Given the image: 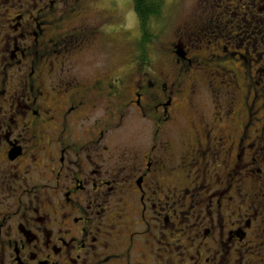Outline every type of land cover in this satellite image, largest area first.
I'll return each mask as SVG.
<instances>
[{
    "label": "flooded vegetation",
    "instance_id": "flooded-vegetation-1",
    "mask_svg": "<svg viewBox=\"0 0 264 264\" xmlns=\"http://www.w3.org/2000/svg\"><path fill=\"white\" fill-rule=\"evenodd\" d=\"M209 2L179 26L185 43L165 45L157 74L143 66L127 86L120 71H89L108 30L90 20V0H0V264H264V178L252 174L263 171L252 152L264 153V128L248 132L264 101V0ZM160 14L137 16L138 28ZM205 39L208 50L193 53ZM85 53L86 67L69 72ZM201 59L229 77L210 79L227 101L241 74L245 125L216 124L236 104L175 105L181 92L194 100L189 67ZM129 107L151 136L143 147L120 141L115 174L106 130L111 108L123 117ZM117 184L124 198L113 201Z\"/></svg>",
    "mask_w": 264,
    "mask_h": 264
},
{
    "label": "rangeland",
    "instance_id": "rangeland-1",
    "mask_svg": "<svg viewBox=\"0 0 264 264\" xmlns=\"http://www.w3.org/2000/svg\"><path fill=\"white\" fill-rule=\"evenodd\" d=\"M30 1V0H29ZM91 4L93 6L99 7V9L94 8L90 14V20L92 22L95 21H101L102 27L101 29H108L106 34H103L102 39V45L100 41V45L92 51V57L93 63L88 66L93 74L95 72L92 71V68H98L101 69L103 73L112 72L117 73L120 71V76L125 80L126 85L128 86L131 82L132 74H138L139 72L144 69L143 66H149V72L152 74H157L159 71L158 66L161 65V63L165 60L166 56L168 55L165 50V45L170 46V44L178 45L179 42L185 43L186 38L182 36H178L179 32L182 29H187L186 27H179L184 21H189L191 23H194L196 20V14L194 12V8L197 6L200 10V14H203L205 12V9L203 6L204 0H159L161 3V14L159 16L158 21L160 23H157L155 26H152L142 34L141 28L139 29L136 23V16L133 12V5L132 0H90ZM6 4H9L8 2ZM210 5H214L213 0H210ZM223 4H221L222 6ZM100 6L104 9V12L101 13ZM212 7V6H211ZM215 9L219 10L220 7H215ZM64 6H58L59 10H62ZM101 8V9H102ZM219 8V9H218ZM16 9H10L9 13H15ZM120 12L122 15V18L124 20L123 27L118 28V26L121 24L122 18L120 16H117V13ZM166 12H172V18L167 15ZM34 14V11H33ZM166 15H167V21H166ZM216 15V10H211L209 16L214 17ZM90 21H88L87 25L92 26ZM106 24V25H105ZM100 29V31H101ZM140 31V40L138 38ZM189 37H193V35H190V32L187 33ZM203 48L199 50H192L193 53L195 52H202L206 51V39L203 41ZM84 50V49H83ZM217 54V53H216ZM215 54V55H216ZM208 56L209 53H204L203 56ZM213 55V56H215ZM85 57V58H83ZM81 58L82 62L79 65H77L75 62H71L69 72L72 74H77V68L86 67V60L87 54L85 53ZM137 59V63H134L132 59ZM216 62V59H212L209 61H204L201 59L200 62H195L192 60V64L189 67L190 75L191 72L194 71L195 76L197 77L196 81L199 84V87L196 91L194 100H192L191 97L185 95V92H181L180 95L175 100V105L177 107H181L180 110H184L183 107H189V105H193L195 110L201 109L204 105L209 106L211 103H216L217 105H232L236 104V106H233L234 114L236 111V116L234 119L229 122H220V118H217L218 121L216 124L218 126H225V124H231V126H240V124L243 123V125L246 124V121H244V97L243 93L246 90V83L244 84V79L241 78V74L239 75V87H231L227 91L234 93V99L227 101L225 98V95H220V92L217 88L214 87V80L210 81L211 78H217L221 81H224V83L229 82V77H227V74H224L223 68L214 65ZM176 63L175 59H172L171 62H167V67H164L166 71H170V67ZM232 68L235 70H238L240 68V64L237 61L231 62ZM76 64V65H75ZM183 65V62H182ZM229 66V64H228ZM218 69L221 71V73L218 71ZM166 75H170L166 72H164ZM174 74V72H172ZM224 74V75H222ZM175 75V74H174ZM213 75V76H212ZM136 78V75H135ZM243 80V82H242ZM185 82V78L181 79V84ZM208 85L209 87H206ZM246 85V86H245ZM262 88H259L261 90ZM257 107V106H256ZM230 108V107H228ZM226 109V108H223ZM110 118H109V128L106 130V134L110 137L109 143H110V155L108 158L107 167L108 170H114V173H117V170L112 169V166L114 164L115 159H121L123 156V150L120 144V141L126 140L129 142L130 136H133L134 143L138 139L141 138V145L143 147L144 142V136H151V129H147L151 125L148 120L145 119H138L133 114L134 110L132 107H129L126 109L127 114H125L123 117H118L117 111L114 110V108H111ZM258 116H260V121L258 122L253 118V123H251L248 132L249 136H257L260 135L261 127L264 128V101L263 106L259 108L256 112ZM216 119V120H217ZM152 121V120H151ZM243 121V122H242ZM153 122V121H152ZM125 136V137H124ZM128 136V137H126ZM133 142V140L131 141ZM187 141L183 140V143H186ZM255 151V152H254ZM252 154L254 155L256 159V163L261 162L262 160V168L263 171H259L258 175L256 173H252L254 178L260 179L264 178V153H258L257 149L254 150ZM111 156V159H110ZM110 159V160H109ZM243 159L239 160L238 164L245 165L242 161ZM242 161V162H241ZM245 161H247L245 159ZM256 163H254L256 165ZM246 167L237 168L236 171H240L244 175H246L245 169ZM250 168L248 167V171ZM241 174H238L240 176ZM238 177H236L237 179ZM262 183V182H261ZM261 183L257 185H261ZM121 184L116 185V191L115 193H112L109 198H111L113 201L117 200L119 197H123V192L121 191ZM259 192V189L257 190ZM124 198V197H123ZM115 204H120L121 201H115ZM240 213H242V217L245 218V210H241ZM250 254H248V258H254L255 256V250L250 249Z\"/></svg>",
    "mask_w": 264,
    "mask_h": 264
},
{
    "label": "trees",
    "instance_id": "trees-1",
    "mask_svg": "<svg viewBox=\"0 0 264 264\" xmlns=\"http://www.w3.org/2000/svg\"><path fill=\"white\" fill-rule=\"evenodd\" d=\"M159 0H133L134 9L141 20H144L142 14L149 13L152 17H157L161 12V3ZM142 34L148 31L151 26H141Z\"/></svg>",
    "mask_w": 264,
    "mask_h": 264
},
{
    "label": "bare ground",
    "instance_id": "bare-ground-1",
    "mask_svg": "<svg viewBox=\"0 0 264 264\" xmlns=\"http://www.w3.org/2000/svg\"><path fill=\"white\" fill-rule=\"evenodd\" d=\"M132 5H133V12H134V14H135V16L137 17L138 15H137V13H136V11H135V9H134V4H133V0H132ZM142 16H143V18L144 19H149V18H151L152 17V14H149V13H143L142 14ZM139 18V17H138ZM140 19V18H139Z\"/></svg>",
    "mask_w": 264,
    "mask_h": 264
}]
</instances>
